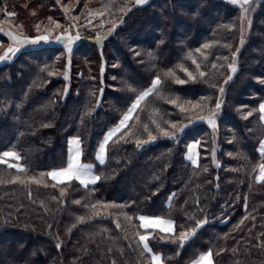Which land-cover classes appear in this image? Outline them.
<instances>
[{"label": "trees", "instance_id": "obj_1", "mask_svg": "<svg viewBox=\"0 0 264 264\" xmlns=\"http://www.w3.org/2000/svg\"><path fill=\"white\" fill-rule=\"evenodd\" d=\"M65 1L70 18L58 0H0V18L28 32L51 17L80 36L68 63L54 44L0 63V153L22 165L0 163V264H151L150 252L188 264L204 251L213 264H264V0L245 5L244 19L229 0ZM157 77L98 164L104 135ZM213 110L215 128L199 118ZM173 124L181 130L169 138ZM72 136L101 177L93 185L48 176L66 165ZM191 141L197 165L185 158ZM142 215L171 220L174 234L144 231ZM196 221L206 222L173 242Z\"/></svg>", "mask_w": 264, "mask_h": 264}, {"label": "snow or ice", "instance_id": "obj_2", "mask_svg": "<svg viewBox=\"0 0 264 264\" xmlns=\"http://www.w3.org/2000/svg\"><path fill=\"white\" fill-rule=\"evenodd\" d=\"M59 2V0H58ZM135 4L137 5H142L147 3V0H134ZM231 2L233 4H237L238 0H231ZM240 6L242 8V15H241V19H244L247 16V13L250 11L249 7H244L245 5H250L252 3V0H239ZM100 15H102V13H98ZM7 15L12 16L14 15V13H7ZM38 27V26H37ZM115 27V25L113 26ZM0 31H2V29H0ZM111 31V30H110ZM9 35L11 36V39L13 40L14 44L16 45H24V44H37L40 42H47L49 41L50 37L48 35H40V36H36L34 38H24L21 39L15 35H12L11 33H9ZM63 36H56L55 39L56 40H60L62 39ZM67 39V44L66 47H68L69 52L71 51V44L74 40L79 39V35L77 34V36H71V35H67L66 37ZM241 43H243V36L241 39ZM204 47H209V45H204ZM20 51V47L18 46H10L7 48V50L0 55V61H5V60H11L18 52ZM197 51H199V49H197ZM149 55H151V53H149ZM195 63V61H193ZM213 67H215V65H213ZM229 67L231 68L232 72L236 71V68L234 65H229ZM197 68H199V65H197ZM185 71H187L185 69ZM167 75H172V73H168ZM189 77L192 76V73H188ZM201 76L204 75L203 72L200 73ZM232 77L229 76V80ZM177 83H185V81L183 80H179L177 79L176 81ZM264 82V81H262ZM161 84L160 78L157 77L155 78L152 83L151 86L141 92L136 99L134 100V102L131 104V106L128 109V113L124 115V117L121 119L119 126L115 129H112L109 131L108 134H106L103 142L100 143L99 145V150L96 154V158L100 161V163H104L105 162V157L107 155V150H106V145L108 143V141L112 138L113 135H115L116 132H118L120 130V127H124L126 125V122L129 120L131 114L138 108L139 104L141 103V101H143L147 96H149L150 94H152L157 87ZM132 91H135V89H132ZM224 89L221 88L220 92L223 93ZM175 102V101H172ZM221 107V102L217 101L216 105H215V109L218 110ZM259 110L264 113V103H262L259 106ZM251 114V113H249ZM216 115V111L213 110L210 115L208 117H199L200 119H207L208 122L210 124H212L213 128H215V121H214V117ZM261 119H264V116L261 117ZM173 129H176V131L174 132H164V135L168 136L169 138H172L176 135V132L180 131L181 129L177 128V126L175 124L172 125ZM152 139H154V137H151ZM70 145H77V150L76 153L73 155L72 153V149L71 147L69 148V156H68V160H67V165L66 167L57 169V170H53L51 172L48 173V176H50L53 180H57L59 183H66L69 181H72L73 179L78 180L81 184L87 185L88 183H95L96 181H98L101 177L99 176H93L91 175V169H92V165L91 164H83L80 162V157L82 155V150L80 149L79 145H80V140L79 138H74L72 140L69 141ZM193 146H190V149ZM259 152L261 153L262 156H264V141L260 142V148H259ZM3 158H15V159H20L19 155L15 152L12 151H5L3 153H0V163H8L6 159ZM191 159V157H189ZM194 164L196 163L195 160L192 161ZM9 167H13L14 165L9 164ZM260 176L257 177L258 180H264V164L260 165ZM87 178V179H86ZM63 194V193H62ZM174 195V194H173ZM172 197L169 198V201H171ZM77 203H79L77 201ZM93 208H95V206H92ZM80 219H83L82 217ZM139 219L143 222H145L142 226L147 228L149 226L159 229L160 231H164L167 233H172L174 234V226H173V222L171 220H165L161 217H145V216H141L139 217ZM206 221H196L195 222V228H192L191 230H189L188 232H182L180 233L179 239L178 241H173L174 243L178 242L179 244L183 245L187 240H189L191 238V236L195 235V232L198 228H200L203 223H205ZM165 225H167V227H164ZM119 227V225H117ZM148 239L149 237L147 235H141L140 236V240L141 242H143L144 245V249L147 251H151V249L149 248L148 245ZM57 247H59V245H57ZM211 256L212 253L211 251H209L208 253L205 254H201V256L193 262V264H213L212 260H211ZM152 260L154 262V264H163L162 262V258L159 255H153L152 256Z\"/></svg>", "mask_w": 264, "mask_h": 264}, {"label": "rangeland", "instance_id": "obj_3", "mask_svg": "<svg viewBox=\"0 0 264 264\" xmlns=\"http://www.w3.org/2000/svg\"><path fill=\"white\" fill-rule=\"evenodd\" d=\"M69 1V0H68ZM147 1H149V0H147ZM230 2H231V0H229ZM59 2L60 3H62L61 5H62V7H61V9L62 10H65V13H66V15L70 18V5L72 4V3H74L73 1H69V2H67V1H65V0H59ZM232 3V2H231ZM137 5V4H136ZM236 5H240V3H239V0H238V3L236 4ZM30 11V13L31 14H35L34 12H36L37 10H29ZM37 19V18H36ZM88 25H90V23L88 24ZM88 25H87V27H88ZM38 26V27H37ZM94 26H96V24L94 25ZM83 27H85V26H83ZM90 27V29H93L91 26H89ZM0 29H2V31H0V33L5 37V39H6V42H4V44H1L0 43V55H2L6 50H7V48L8 47H10V46H18V47H20V50H22V49H25V48H28V47H39V46H45V45H52V44H54V45H58V46H62L63 48H64V51H65V53H66V55H67V58H66V61H67V63L69 62V59H68V56H69V53L72 51V49H73V47L78 43V41H79V39H76V40H74L73 42H72V44H71V51L69 52V50H68V47H66V44H67V39H66V37H67V35H71V36H77V32H76V30H74L73 28H71V29H66V28H64L63 29V27H62V24H59L58 22H55L51 17H47V18H44V17H41V18H39V19H37V20H33V22H32V29H33V31L32 32H28V30H26L24 27H23V24L21 23V22H19L18 20H15V19H12V18H9V17H5V16H3V17H1L0 18ZM9 33H11L12 35H15V36H17V37H19V38H21V39H24V38H34V37H36V36H40V35H48L49 37H50V39H49V41H47V42H40V43H37V44H24V45H16V44H14V42H13V40L11 39V36L9 35ZM29 33H32V34H29ZM79 35V34H78ZM56 36H63V38L62 39H60V40H56L55 39V37ZM106 35H100V36H98V40H99V42L105 37ZM79 38H80V36H79ZM6 61V60H5ZM9 61V60H8ZM4 61H0V63H3ZM134 102V101H133ZM258 109H259V106H258ZM128 113V110L123 114V116L121 117V119L124 117V115L125 114H127ZM134 113V112H133ZM132 113V114H133ZM132 114H131V116H132ZM131 116H130V118H131ZM129 118V119H130ZM260 118V117H259ZM121 119L119 120V122L117 123V125L115 126V127H113V128H111L110 130H112V129H115V128H117L118 126H119V123H120V121H121ZM260 120H261V118H260ZM129 121V120H128ZM128 121L126 122V124L128 123ZM262 122V121H261ZM263 123V122H262ZM126 126V125H125ZM124 126V127H125ZM124 127H120V130L122 129V128H124ZM109 130V131H110ZM109 131L106 133V134H108L109 133ZM117 133V132H116ZM115 133V134H116ZM106 134L104 135V137L102 138V140L100 141V143L101 142H103V140H104V138H105V136H106ZM114 136V135H113ZM112 136V137H113ZM73 137V136H72ZM100 143H99V145H100ZM67 144H68V141H67ZM98 148H99V146H98ZM97 148V149H98ZM187 148H188V145H187ZM186 151H187V149H186ZM186 151H185V154H186ZM96 153H97V151H96ZM96 153H95V160H96V162L98 163V164H102V163H100V161L98 160L97 161V159H96ZM196 153H198V142H197V152ZM186 158V157H185ZM3 159H6L7 160V162L8 163H1V164H6L7 166L9 165V164H11V165H14L13 167L15 168V169H21L22 168V165L21 164H19V162H18V160L17 159H15V158H3ZM80 160H81V157H80ZM187 160V159H186ZM188 161V160H187ZM83 162V161H82ZM83 164H91V163H87V162H83ZM66 165H67V161H66ZM66 165L64 166V167H66ZM92 165V164H91ZM93 166V165H92ZM63 168V167H62ZM58 169H60V168H58ZM54 170H57V169H54ZM53 171V170H52ZM95 173H94V166L92 167V169H91V175H93V176H96V175H94ZM51 178V177H50ZM52 179V178H51ZM87 179V178H86ZM53 180V179H52ZM73 180H75V179H73ZM54 181V180H53ZM76 181H78V180H76ZM79 182V181H78ZM80 183V182H79ZM81 184V183H80ZM82 185H84V184H82ZM88 185H93V183H88L87 185H84V186H88ZM139 240H140V238H139ZM141 241V240H140ZM142 243V242H141ZM143 244V243H142ZM2 259H4L5 260V258H2Z\"/></svg>", "mask_w": 264, "mask_h": 264}, {"label": "crops", "instance_id": "obj_4", "mask_svg": "<svg viewBox=\"0 0 264 264\" xmlns=\"http://www.w3.org/2000/svg\"><path fill=\"white\" fill-rule=\"evenodd\" d=\"M262 103H264V102H262ZM262 103H260L259 106H260ZM262 116H264V113H262V112L259 110V117L261 118ZM261 121H262L263 124H264V119H261ZM74 138H76V137H69V138H68V144H67V160H68V156H69V148L71 147L73 155L76 153V150H77V145H75V144L70 145V144H69V141L72 140V139H74ZM261 141H264V136H263V138L260 140V142H261ZM260 142H259V144H258V146H257V151H258V153L261 155V153L259 152ZM193 145H194V147H191V149H190V146H193ZM79 147H80V149H81V145H79ZM98 150H99V148L97 149V152H98ZM196 152H197V141H191V142L188 144V148H187V151H186V154H185L186 159L191 163V165H197V163H198V153H196ZM96 154H97V153H96ZM189 157H191V159H190ZM96 159H97V158H96ZM193 160L196 161L195 164L192 162ZM97 161H98V159H97ZM80 162L83 163L81 160H80ZM263 164H264V163H263ZM260 174H261V173H260V166H259V169H258V171H257V175H256V180H258L257 177L260 176ZM94 175H95V174H94ZM54 181L58 182L57 180H54ZM259 181H260V180H259ZM142 216H145V215H142ZM140 217H141V216H140ZM145 217H150V218H151V217H153V216H145ZM161 218H162V217H161ZM163 219H165V218H163ZM165 220H169V219H165ZM144 223H145V222H143V221H141V220L139 219L140 227H141L144 231H147V230H158V231H160L159 229L153 228V227H151V226L145 228V227L142 226ZM164 227H167V225H165ZM160 232L165 233V234H172V233H167V232H164V231H160ZM143 235H147V236H148V234H143ZM143 246H144V245H143ZM208 252H209V251H204V252L198 254V255H197L194 259H192L188 264H193V262L196 261V260L201 256V254H205V253H208ZM153 255H159V254H154V253H151V252H150L151 264H154V262H153V260H152V256H153ZM159 256H160V255H159ZM160 257H161V256H160ZM211 260H212V262H213V258H212V256H211ZM162 262H163V261H162ZM163 264H165V263L163 262Z\"/></svg>", "mask_w": 264, "mask_h": 264}]
</instances>
